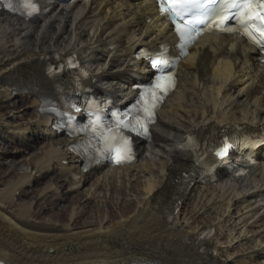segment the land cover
Listing matches in <instances>:
<instances>
[{"label":"bare ground","instance_id":"6f19581e","mask_svg":"<svg viewBox=\"0 0 264 264\" xmlns=\"http://www.w3.org/2000/svg\"><path fill=\"white\" fill-rule=\"evenodd\" d=\"M38 1L40 15L27 21L0 10V111L7 103L22 105L21 114L10 115L20 118L15 123L5 121L0 112V135L3 131L19 138L21 146L13 151L17 155L7 157L8 166L13 167L10 161L19 163L18 154L29 153L37 141H47L41 155L23 160L29 169L0 187V261L264 264V165L245 177H228L218 170L214 183L196 178L186 182L193 165L177 151L190 135L198 138L204 155L217 134L231 126L264 131L263 65L257 51L238 41V50L226 55L235 35L197 40L180 60L177 87L157 112L148 141H136L135 162L84 171L81 157L70 146L72 139L54 130L55 116L39 111L58 95L59 85L67 89L69 84L67 73L49 75L50 64L57 57H75L86 74L85 85L96 91V97L104 99L107 93L113 104L120 105L135 95L136 79L150 74L134 58L135 50L156 49L173 37L150 0ZM263 154L264 149L258 151ZM235 162L244 160L238 157ZM51 172L58 184L52 177L42 195L67 200L92 178L82 190L85 200H96L99 207L112 191L115 196L110 200L118 201L112 204L123 200L116 206L119 218L110 223L111 213L105 210V221L85 222L78 229L68 222L61 234L23 227L17 219L33 227L32 203L15 207V196ZM128 191L136 197L122 198ZM191 199L195 205L187 211L184 204ZM13 206L16 214L4 212ZM82 212L74 209L70 219ZM200 213L210 218L197 219Z\"/></svg>","mask_w":264,"mask_h":264},{"label":"rangeland","instance_id":"374dc122","mask_svg":"<svg viewBox=\"0 0 264 264\" xmlns=\"http://www.w3.org/2000/svg\"><path fill=\"white\" fill-rule=\"evenodd\" d=\"M5 105H6V108L0 111L5 114L4 116L5 121H9V122L13 121V123H15V121H18L20 118L14 120L13 118L10 117V115L16 114L18 113V111H19V114H21L20 109L22 108V105L20 103L17 104L15 107L9 106V103ZM6 109L7 111H5ZM2 134H3L2 136L0 135V187H3L6 183L11 182L17 173L22 172V170L25 171L27 168L29 169L28 162L23 161V160L25 158H28L31 155H34V156L38 154L41 155L40 153L42 149H44L42 144H44V141L47 142L46 140L37 141L34 147L30 149L29 153L23 154V155L21 154V156L19 155L20 154L19 153L18 157H20L21 160L19 161V163H16V161L15 163H13V161H10V163L13 166V167H10L7 164L9 161L7 160L8 159L7 157L9 156L12 158L14 155H17L13 151L21 146H20L19 138L14 139L9 133L3 132V131H2ZM9 140H13V141L11 142ZM2 147L5 149H1ZM52 177H54L53 182L51 181ZM58 181H59V178L56 177V173L51 172L48 175H46L43 179H40V178L37 179V182L32 183V185L29 188H26L29 191L24 190L21 195L17 194L15 196V199H14L15 207L32 203L31 204L32 217L30 216L31 218H29V220L34 221L33 227L28 226L22 223V221L17 219L16 221L19 224H21L23 227L26 226L30 230L42 232L45 234H58V233L61 234L66 231V228L64 227L68 225L67 224L68 222H70L74 226L73 227L72 225H70L73 229H78L83 224H85V222L86 223L88 222L87 224L93 225V224L99 223V221L102 218H103L102 222L105 221V218L103 217V213H104L103 211L105 210L111 213L110 215L112 217L108 219L110 223L116 221L117 218H119L120 210H118L116 207L118 204L117 205L112 204L116 202L117 200H112V201L110 200L112 199V197L115 196L112 191H109L110 194L107 195V197L109 198H107L104 204H99V207H97L98 203L96 202V200H85L82 190L87 189L89 183L92 181V178L89 179L85 184H83L79 191H75L69 194L67 200H59V201L53 200L52 195H49V194L42 195L41 194V191L46 184H48L49 182H52L57 185ZM18 192L20 193L21 191H18ZM121 197L134 199L136 197V194L134 192L129 193L128 191L127 193H124ZM119 201L120 202L118 206H120L123 200H119ZM193 201L194 200L191 199L185 202L184 207L187 209V211L193 210L192 208H194L193 206L195 205V201L194 202ZM15 207L13 206L11 209L4 210V212L7 213L9 216L14 215L18 212ZM76 207L78 209L82 208L83 212L79 214L77 217L70 219L71 212L74 211V209L78 211ZM97 208H99V212L98 210L96 211ZM203 218L208 219L210 218V216H208V214L200 213L197 219H203ZM73 220L75 221L73 222ZM57 225L61 226V228H57ZM41 226H44V228L40 229L39 227ZM222 240H224V238H222Z\"/></svg>","mask_w":264,"mask_h":264},{"label":"snow or ice","instance_id":"6c2138e0","mask_svg":"<svg viewBox=\"0 0 264 264\" xmlns=\"http://www.w3.org/2000/svg\"><path fill=\"white\" fill-rule=\"evenodd\" d=\"M218 2L219 0H160V10L173 20L176 31L182 40L180 45L182 49L186 48V45L193 41L194 37L192 34L199 33L200 26L205 23ZM26 6L35 9V5L31 3V0H26ZM234 6H239L241 8L247 21L254 22L255 18L251 15V12L254 7L264 8V0H246L245 4ZM261 18H264V16ZM243 22L244 21H241V23ZM227 30L232 31V29ZM248 34L251 35V33ZM161 63L166 64L167 61L154 60L152 62V67L159 68ZM161 80L170 81V78L158 77L157 83L153 87L159 90H166L167 85L161 84ZM150 115L151 113H149V116ZM123 126L129 127L127 124ZM229 147L230 146H225L220 152L217 153V155L223 158L227 155ZM119 151H128L127 139L123 141Z\"/></svg>","mask_w":264,"mask_h":264}]
</instances>
